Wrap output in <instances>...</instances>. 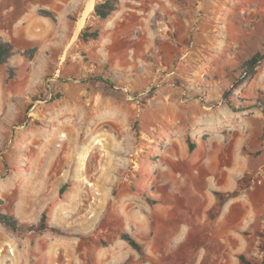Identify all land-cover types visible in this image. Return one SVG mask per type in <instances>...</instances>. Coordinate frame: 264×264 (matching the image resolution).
Instances as JSON below:
<instances>
[{
	"label": "rangeland",
	"instance_id": "1",
	"mask_svg": "<svg viewBox=\"0 0 264 264\" xmlns=\"http://www.w3.org/2000/svg\"><path fill=\"white\" fill-rule=\"evenodd\" d=\"M48 1L57 11L0 0V38L15 47L0 66V212L28 226L46 214L48 227L0 224V264L259 261L264 62L247 78L242 66L264 54V1L238 16L236 39L217 26L214 51H192L187 22L165 17L157 46L135 52L142 40L108 35L128 30V0L106 26L87 12L97 0ZM86 26L100 39L80 41ZM215 192L235 196L220 207Z\"/></svg>",
	"mask_w": 264,
	"mask_h": 264
},
{
	"label": "crops",
	"instance_id": "2",
	"mask_svg": "<svg viewBox=\"0 0 264 264\" xmlns=\"http://www.w3.org/2000/svg\"><path fill=\"white\" fill-rule=\"evenodd\" d=\"M40 1L46 10L57 11V5L55 3L48 0ZM88 1L85 3L84 10L80 13L78 21L82 18ZM119 1L121 8L122 2L121 0ZM263 1L264 0H128L126 4V17L123 16L122 19L127 21L128 30L126 32L110 31L108 35H111L113 40L124 39V35L126 34L128 36L127 38L132 39L133 42H135V39L142 40V44L139 45L140 47H136V42L129 47L132 48L134 52L146 51L149 46V42H147L148 39L152 41L150 46H157L156 40L159 38V31L154 29L153 24L156 22L157 29H159L160 19L169 17L172 20H176L174 27L178 29L185 27L183 22H187L189 27L187 26V31L182 32L179 39L184 40L187 36L193 39L196 48L192 51H214L215 41L220 39V36L216 35V33L223 30L224 27L228 38L236 39L238 35L241 34V30L236 23L238 21V16L245 18L247 14H251L252 11L258 10L260 3ZM122 4H124V1ZM236 7L239 9L238 12H236ZM92 14H94V11L90 15ZM48 19L49 18L44 17V20ZM97 19L102 20L104 26L107 25L105 20L98 16ZM136 25L140 28L142 27V31L135 32ZM217 26L221 27V29L218 30ZM222 32L220 31L219 33L223 34ZM128 45L129 44L126 46ZM156 50L159 49L155 48V51ZM178 51L187 50L181 48V50ZM223 207L226 206L224 205Z\"/></svg>",
	"mask_w": 264,
	"mask_h": 264
},
{
	"label": "trees",
	"instance_id": "3",
	"mask_svg": "<svg viewBox=\"0 0 264 264\" xmlns=\"http://www.w3.org/2000/svg\"><path fill=\"white\" fill-rule=\"evenodd\" d=\"M120 9V1L119 0H97V3L94 7V15L100 17L105 20L108 19L113 13L117 12ZM45 17L54 18L53 14L49 11L42 10L40 12ZM102 32L99 29H93L89 26H86L79 35V40L83 42H89L91 40L97 41L100 39ZM15 47L9 42L0 38V66L6 64L8 60L13 56ZM264 62V54L257 53L249 60H247L242 66L243 77L247 78L253 75L257 69ZM256 108L260 109L264 115V102L259 101L256 105ZM188 147L189 151L192 153L195 149V144L191 142V139L188 138ZM216 196L220 200V207H223L228 199L235 196V193H228L227 195L221 192H215ZM46 214H43L42 219L39 225H24L22 224L14 215L8 213L0 212V224L5 227L7 230L16 233V234H24V233H33V232H43L47 230L46 225ZM123 240L128 242V244L138 251L140 254H143V249L138 241L130 234L123 233ZM264 238V235L262 236ZM261 259L259 261H250L245 255H240L239 260L240 264H264V242L260 248Z\"/></svg>",
	"mask_w": 264,
	"mask_h": 264
},
{
	"label": "bare ground",
	"instance_id": "4",
	"mask_svg": "<svg viewBox=\"0 0 264 264\" xmlns=\"http://www.w3.org/2000/svg\"><path fill=\"white\" fill-rule=\"evenodd\" d=\"M90 4V3H89ZM93 9H94V5H93V3H91L89 6H88V8H87V12H89V13H91L92 11H93ZM86 11V10H85ZM84 22H85V20H84ZM86 23V22H85ZM80 28H82V25L80 26ZM77 32H79L78 30H77Z\"/></svg>",
	"mask_w": 264,
	"mask_h": 264
}]
</instances>
